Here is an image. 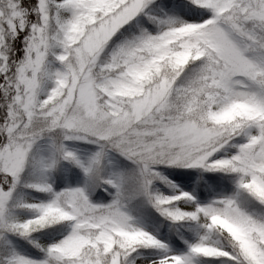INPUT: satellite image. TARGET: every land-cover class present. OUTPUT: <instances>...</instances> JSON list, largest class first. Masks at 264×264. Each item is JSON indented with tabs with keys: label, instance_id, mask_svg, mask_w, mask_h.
I'll return each instance as SVG.
<instances>
[{
	"label": "snow or ice",
	"instance_id": "obj_1",
	"mask_svg": "<svg viewBox=\"0 0 264 264\" xmlns=\"http://www.w3.org/2000/svg\"><path fill=\"white\" fill-rule=\"evenodd\" d=\"M0 264H264V0H0Z\"/></svg>",
	"mask_w": 264,
	"mask_h": 264
}]
</instances>
